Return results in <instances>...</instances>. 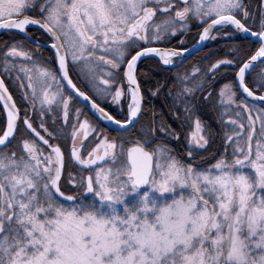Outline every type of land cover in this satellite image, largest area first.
I'll use <instances>...</instances> for the list:
<instances>
[{"label":"snow or ice","instance_id":"6c2138e0","mask_svg":"<svg viewBox=\"0 0 264 264\" xmlns=\"http://www.w3.org/2000/svg\"><path fill=\"white\" fill-rule=\"evenodd\" d=\"M0 264H264V0H0Z\"/></svg>","mask_w":264,"mask_h":264},{"label":"flooded vegetation","instance_id":"af4514ba","mask_svg":"<svg viewBox=\"0 0 264 264\" xmlns=\"http://www.w3.org/2000/svg\"><path fill=\"white\" fill-rule=\"evenodd\" d=\"M33 31L35 32V34L37 36L39 35V32L37 30L33 29ZM195 36H197V32H196V29L193 28V31H192L191 35L189 36V38L187 40V46L188 47H191L192 44L194 43V39L192 37H195ZM2 38L7 39L6 36L2 37ZM226 47H227V42L226 41L221 40V41H218V42H212L209 45V48H203L201 51H199V54H195V55L189 57L185 61L183 66L173 69V72L183 73L185 71V69H190V67L192 65L197 64L201 60V58L204 57L209 52V50L219 52L220 55L222 56L223 55L222 49H224ZM144 67H146V68L153 67L152 75L155 77V81L163 80L165 77L170 75V73L168 71H166V70L162 71V70L154 69L152 61H149L147 64L144 65ZM161 67H163V66H161ZM155 81L153 82V84L155 83ZM148 85H150V82H148ZM152 103L158 109L161 108V106L158 104L157 101H153Z\"/></svg>","mask_w":264,"mask_h":264},{"label":"trees","instance_id":"16d2710c","mask_svg":"<svg viewBox=\"0 0 264 264\" xmlns=\"http://www.w3.org/2000/svg\"><path fill=\"white\" fill-rule=\"evenodd\" d=\"M159 70V69H158ZM155 81V77L153 76V79L151 80V81H149L150 82V85H153V82ZM153 101H157L158 102V104L162 107L163 106V99L161 98V99H153ZM152 101V102H153ZM205 117L207 118V119H209V120H211L212 119V117L211 116H209L207 113H205ZM213 126H215V125H213Z\"/></svg>","mask_w":264,"mask_h":264},{"label":"water","instance_id":"95a60500","mask_svg":"<svg viewBox=\"0 0 264 264\" xmlns=\"http://www.w3.org/2000/svg\"><path fill=\"white\" fill-rule=\"evenodd\" d=\"M202 49H203V48H202ZM202 49H201V50H202ZM201 50H200V51H201ZM195 54H196V52L193 51V53H192L191 55H189L188 58L191 57V56H193V55H195ZM188 58H187V59H188Z\"/></svg>","mask_w":264,"mask_h":264}]
</instances>
